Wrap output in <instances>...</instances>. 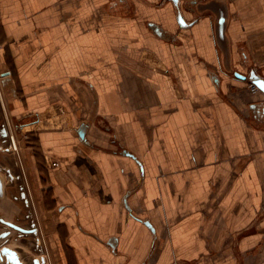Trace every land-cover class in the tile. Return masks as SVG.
<instances>
[{"label":"crops","instance_id":"0c3cea01","mask_svg":"<svg viewBox=\"0 0 264 264\" xmlns=\"http://www.w3.org/2000/svg\"><path fill=\"white\" fill-rule=\"evenodd\" d=\"M200 1L0 0V210L23 166L57 264H264V93ZM227 2L264 78V0Z\"/></svg>","mask_w":264,"mask_h":264},{"label":"flooded vegetation","instance_id":"af4514ba","mask_svg":"<svg viewBox=\"0 0 264 264\" xmlns=\"http://www.w3.org/2000/svg\"><path fill=\"white\" fill-rule=\"evenodd\" d=\"M2 99L1 94H0V100ZM17 125L14 122H10V120H8L7 118H5L1 123H0V143L2 145V147L4 148V152L5 153H10L9 150L12 147V139H11V134H18L17 133ZM16 163V162H14ZM17 166L19 167L20 165L17 163ZM23 169V166H22ZM0 173H4L6 175H8V177H11L13 172H11L10 167L6 166L5 164H3L2 162H0ZM24 179L25 182L21 183L18 182V198H20V200L22 201V204L24 207H30L31 206V202H30V198H29V193L28 191L29 186H28V181L26 179V173L23 172L21 173V176L19 179ZM28 215V214H27ZM28 222L30 225H25L24 222L20 221V220H11L10 221L6 220L3 216H0V222L2 224H4L5 228L3 230H0V242H4L7 241L8 242V238L11 236L13 231H17L22 235H27V237H31L29 235L32 234H38L39 233V228L37 227V222L33 221L32 218H30V216L28 215ZM10 223L16 224L24 229H29L32 231L26 232L23 231L19 228H16L15 226H12ZM28 227V228H25ZM22 238H25L26 236H21ZM35 247H37L38 249L40 248V250L42 249V244L39 240H37L35 238ZM5 242L2 246H0V264H15L14 260L11 259V257H13V255L11 253H7V252H3L2 249L5 247L10 248L12 251L15 252V254L18 256L19 260L21 263L23 264H28V262L23 258V255L21 254V252L16 249L15 247H12L10 245H8V243ZM44 253L43 250H41L38 254V256H34L31 259V264H45V258H44ZM21 257V258H20Z\"/></svg>","mask_w":264,"mask_h":264},{"label":"water","instance_id":"95a60500","mask_svg":"<svg viewBox=\"0 0 264 264\" xmlns=\"http://www.w3.org/2000/svg\"><path fill=\"white\" fill-rule=\"evenodd\" d=\"M175 5L178 6V0H173ZM195 10L198 14H202L206 11H212L215 13V33L218 43L220 44V48L223 55V61H224V67L228 72L234 73L236 76L245 79L248 77V79L251 81V83L255 84L258 89H260L264 93V78L261 77L259 74L256 73L255 70H251L249 76H246L238 71H235L233 65H232V51H231V42L230 38L227 34V26L230 19V13H229V6L227 0H208L206 2H197L195 4ZM178 19L181 25H185L186 22L183 19V16L181 12L178 14ZM155 30L159 33H161V30L159 27H155ZM9 72H1L2 76L8 75ZM5 80H3L4 84ZM17 133H21V129L17 126L16 128ZM86 133V125L82 124L79 128V135L81 138L85 137ZM11 149H14L13 146ZM2 186V179L0 177V190ZM12 226H15L16 228H19L23 231L29 232L32 230L24 229L16 224L10 223ZM113 246L115 243H111ZM3 252L11 253L13 257L11 259L14 260L15 264H23L20 262L18 256L15 254L14 251H12L10 248L5 247L2 249Z\"/></svg>","mask_w":264,"mask_h":264},{"label":"rangeland","instance_id":"374dc122","mask_svg":"<svg viewBox=\"0 0 264 264\" xmlns=\"http://www.w3.org/2000/svg\"><path fill=\"white\" fill-rule=\"evenodd\" d=\"M4 90H5V87L3 86V83L0 81V94L2 93L4 95ZM24 166H25V164H24ZM20 170L22 173L23 172L22 167L20 168ZM23 181L25 182L24 179H20V180H17L16 183L17 184H18V182L24 183ZM28 193H29L31 206L30 207H24L25 211H24L22 218H12L11 216L7 215L3 210L2 211L0 210V216L1 217L3 216L7 221L8 220L10 221V219L15 220V221L20 220V221L24 222L25 225L26 224L30 225L28 222V219H27L28 215H29L33 221L37 222V227L39 228L38 212H36V210H35L34 200H33L32 196L30 195V191H28ZM4 228H5L4 224H2L0 222V230H3ZM25 228H28V227H25ZM21 236H23V237L26 236V237L22 238ZM29 236H31V237L28 238L27 235H22L17 231H13L11 236L8 238V242L2 241V242H0V246H2L5 242H7L8 245L15 247L16 249H18L21 252V254L23 255V258L28 262V264H31L32 257L38 256L39 252L41 250H43V253L45 255L44 256L45 264H57L58 260L54 258L53 253L50 249V246L46 243L45 238L43 237L40 229H39L38 234H32ZM35 238L41 242V244H42L41 250H40V248L38 249L37 247H35L36 246L35 245V243H36Z\"/></svg>","mask_w":264,"mask_h":264},{"label":"built area","instance_id":"2783aa9c","mask_svg":"<svg viewBox=\"0 0 264 264\" xmlns=\"http://www.w3.org/2000/svg\"><path fill=\"white\" fill-rule=\"evenodd\" d=\"M251 89L253 90V91H257V90H259L258 89V87L255 85V84H251ZM11 139H12V146H13V148L14 149H16L17 150V143H16V141H15V134H11ZM52 164L54 165V166H59V161H57V160H53L52 161Z\"/></svg>","mask_w":264,"mask_h":264}]
</instances>
